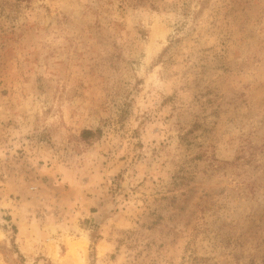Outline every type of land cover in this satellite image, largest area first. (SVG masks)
Here are the masks:
<instances>
[{"label":"rangeland","instance_id":"rangeland-1","mask_svg":"<svg viewBox=\"0 0 264 264\" xmlns=\"http://www.w3.org/2000/svg\"><path fill=\"white\" fill-rule=\"evenodd\" d=\"M0 264H264V0H0Z\"/></svg>","mask_w":264,"mask_h":264},{"label":"trees","instance_id":"trees-1","mask_svg":"<svg viewBox=\"0 0 264 264\" xmlns=\"http://www.w3.org/2000/svg\"><path fill=\"white\" fill-rule=\"evenodd\" d=\"M93 132L91 131V130H83L82 131V134H84V135H90V134H92Z\"/></svg>","mask_w":264,"mask_h":264},{"label":"bare ground","instance_id":"bare-ground-1","mask_svg":"<svg viewBox=\"0 0 264 264\" xmlns=\"http://www.w3.org/2000/svg\"><path fill=\"white\" fill-rule=\"evenodd\" d=\"M75 248V247H74Z\"/></svg>","mask_w":264,"mask_h":264}]
</instances>
